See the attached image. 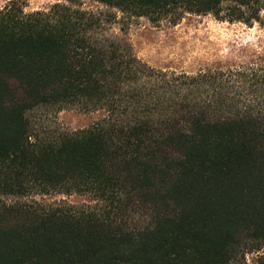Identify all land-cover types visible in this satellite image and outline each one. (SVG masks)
<instances>
[{"label":"trees","instance_id":"trees-1","mask_svg":"<svg viewBox=\"0 0 264 264\" xmlns=\"http://www.w3.org/2000/svg\"><path fill=\"white\" fill-rule=\"evenodd\" d=\"M92 1L173 24L194 14L251 25L264 8ZM70 2L0 8V264H245L264 251V67L153 69L108 34L115 13ZM42 107L95 120L41 136L30 114Z\"/></svg>","mask_w":264,"mask_h":264},{"label":"rangeland","instance_id":"rangeland-1","mask_svg":"<svg viewBox=\"0 0 264 264\" xmlns=\"http://www.w3.org/2000/svg\"><path fill=\"white\" fill-rule=\"evenodd\" d=\"M9 1L0 0V8ZM27 12L47 11L53 5L70 4V0H23ZM84 10L110 12L111 8L92 0H77ZM225 4L223 16L229 14ZM264 7V5H263ZM117 18L107 24L108 34L128 42L134 54L149 67L176 76H195L201 72H236L264 67V8L261 21L243 22L218 19L213 15L186 14L176 24L168 20L152 23L145 17L125 18L113 10ZM95 116L78 109L58 111L38 108L30 114L35 133L43 136L71 132L88 127ZM60 197L50 198V200ZM73 203L88 202L82 196L64 197ZM260 253L249 254L245 264H261Z\"/></svg>","mask_w":264,"mask_h":264}]
</instances>
